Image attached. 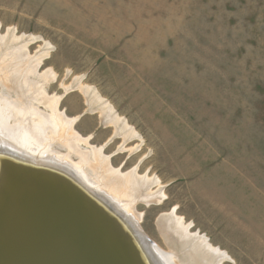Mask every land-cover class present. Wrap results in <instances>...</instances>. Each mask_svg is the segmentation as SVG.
I'll return each instance as SVG.
<instances>
[{
  "label": "rangeland",
  "instance_id": "obj_1",
  "mask_svg": "<svg viewBox=\"0 0 264 264\" xmlns=\"http://www.w3.org/2000/svg\"><path fill=\"white\" fill-rule=\"evenodd\" d=\"M1 38V55L22 42L55 72L44 89L78 117L82 150L164 191L136 204L159 250L176 264H264V0H0ZM81 86L137 135L124 142ZM47 95L34 104L50 113ZM168 216L191 227L164 231Z\"/></svg>",
  "mask_w": 264,
  "mask_h": 264
},
{
  "label": "bare ground",
  "instance_id": "obj_2",
  "mask_svg": "<svg viewBox=\"0 0 264 264\" xmlns=\"http://www.w3.org/2000/svg\"><path fill=\"white\" fill-rule=\"evenodd\" d=\"M12 42L14 43V40ZM5 44L1 38L0 49ZM19 44L16 43L18 46L13 44V50L0 54V87L15 93V97L4 92L0 94V178L5 167L3 161L7 164L5 169L11 170L9 168L11 162L20 163L21 160L29 163L30 170H38L57 180L62 178V181L68 184V188L67 186L62 188H65L64 192L69 197L65 195L63 198L56 197L58 205L65 211H73L81 225L94 237L96 231L100 233L113 247L118 257L122 256V259L123 256L125 257L126 264H156L153 259L159 261V264H176L175 254H166L159 250L156 243L145 234L140 223L142 213L136 211V204L140 199L147 204L152 200H163L164 191L161 193L160 189L157 191L160 192L159 194L151 192L150 186L155 183V179L139 176L136 168L127 173L114 168L109 161L110 157L104 154L103 148L92 147L91 150L85 151L78 146L79 141L88 143L89 139L82 138L73 129L78 117H67L66 113L58 108L62 96L47 95L44 89L47 81L56 79L55 72L51 69L43 73L38 72L42 56L30 55L26 45ZM81 89L89 97L90 104L94 102L101 104L103 119L108 121L107 124L114 125V133L122 134L124 142H127L129 137L137 135L134 131H129L131 128L129 129L128 124L113 112L109 103L98 102L100 96L96 93H92L91 96L90 87L81 86ZM45 95L49 98L45 107L50 113L34 104V101L41 102ZM56 141L63 143L68 152L54 150ZM122 150L124 151L123 147ZM72 154L79 156V162L73 161ZM5 189L4 185H0L1 195ZM72 204L78 208H74ZM13 215L14 213L5 220L0 232V251H2L0 259L6 257L9 262H13L12 264L29 262L28 258L34 262L43 261L49 248L58 240L57 229L54 228L50 232V225L45 222L48 218H45L40 206L38 208L34 206L29 220L19 225L17 222L20 218L15 219ZM10 222L13 229L7 230ZM184 224L182 217L168 216L161 218L160 227L164 231L171 229L173 232V227L187 231L191 225ZM7 239L8 243L17 242V244L15 246L12 244V247L7 249L9 246L6 244ZM202 242L205 243L204 240ZM205 246L221 259L226 255L225 252L211 247L208 243ZM19 248L24 250L20 256L17 251ZM32 252L36 253L33 260Z\"/></svg>",
  "mask_w": 264,
  "mask_h": 264
},
{
  "label": "water",
  "instance_id": "obj_3",
  "mask_svg": "<svg viewBox=\"0 0 264 264\" xmlns=\"http://www.w3.org/2000/svg\"><path fill=\"white\" fill-rule=\"evenodd\" d=\"M3 162L5 167L2 168L0 185H4L6 189L2 191V195L0 194V232L5 220L12 213H14L15 219L20 218L17 222L18 225L23 221H28L34 206L42 208L45 218H48L45 219V222L50 225V232L54 228L57 229L58 240L49 248L43 261L34 262L28 258L29 262L25 261L23 264H126L125 257L123 256V259L122 256L118 257L119 255L100 233L96 231V237H94L81 225L73 211H65L58 205L56 197L63 198L64 195L69 197L64 192L65 188H62L68 184H65L62 178L57 180V178L47 176L38 170H30L29 163H24L23 160L20 163L17 162L21 166L11 162L9 166L11 170L5 169L7 164L5 161ZM72 206L78 208L74 204ZM11 222L7 230L13 229ZM6 244L9 245L7 247L9 249L12 244L15 246L17 242L8 243L7 239ZM17 251L20 256L24 250L19 248ZM31 255L33 260L36 253L32 252ZM5 259L6 257H2L0 262L13 263ZM153 261L159 264V261L155 259Z\"/></svg>",
  "mask_w": 264,
  "mask_h": 264
},
{
  "label": "crops",
  "instance_id": "obj_4",
  "mask_svg": "<svg viewBox=\"0 0 264 264\" xmlns=\"http://www.w3.org/2000/svg\"><path fill=\"white\" fill-rule=\"evenodd\" d=\"M215 245V244H214ZM218 246V245H217ZM220 249V248H219ZM221 251H223L222 249H220ZM226 251V250H225Z\"/></svg>",
  "mask_w": 264,
  "mask_h": 264
}]
</instances>
